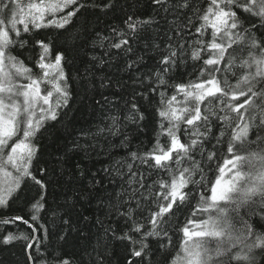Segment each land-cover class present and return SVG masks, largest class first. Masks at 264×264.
<instances>
[{
    "label": "snow or ice",
    "instance_id": "snow-or-ice-1",
    "mask_svg": "<svg viewBox=\"0 0 264 264\" xmlns=\"http://www.w3.org/2000/svg\"><path fill=\"white\" fill-rule=\"evenodd\" d=\"M0 264H264V0H0Z\"/></svg>",
    "mask_w": 264,
    "mask_h": 264
}]
</instances>
